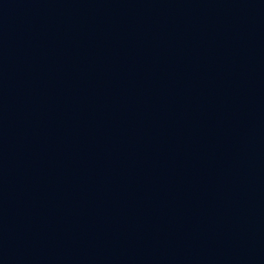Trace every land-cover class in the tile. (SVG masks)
Segmentation results:
<instances>
[{
	"label": "water",
	"instance_id": "water-1",
	"mask_svg": "<svg viewBox=\"0 0 264 264\" xmlns=\"http://www.w3.org/2000/svg\"><path fill=\"white\" fill-rule=\"evenodd\" d=\"M0 264H264V0H0Z\"/></svg>",
	"mask_w": 264,
	"mask_h": 264
}]
</instances>
